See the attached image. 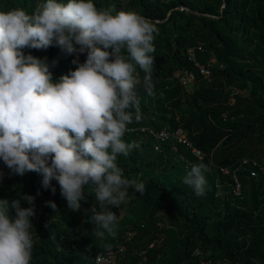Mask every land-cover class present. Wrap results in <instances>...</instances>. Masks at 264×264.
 I'll use <instances>...</instances> for the list:
<instances>
[{
	"label": "trees",
	"instance_id": "16d2710c",
	"mask_svg": "<svg viewBox=\"0 0 264 264\" xmlns=\"http://www.w3.org/2000/svg\"><path fill=\"white\" fill-rule=\"evenodd\" d=\"M222 1L221 10L207 4L205 8L208 10L197 14V8L186 0H174L167 8L158 0H135L139 15L151 21L158 33H154L155 52L151 54L154 57L151 73L154 94L148 95L145 73L137 66L136 76L140 82L136 85V93L142 119L139 122L133 119L127 128L157 132L164 128L172 132L182 128L189 133L193 148L201 151L204 158L198 159L192 149L175 141L173 144L171 140L163 142L162 151L156 150L152 141L148 142V149L143 150L146 144L143 143L141 148L135 138L140 133H125L123 140L139 147L129 153L130 161L124 162L121 154L116 163L124 170L126 178L143 182L145 192L141 195L132 188L128 189L126 203L112 209L117 215L116 236L105 232L103 239L95 235V225L89 220L93 204L98 208L93 186H85L86 201H81V209L76 212L68 207L55 180L52 181L56 187L54 196L50 189L42 187L40 175L25 173L27 185L11 188V201L21 199L25 194L35 197V216L31 218L33 227L30 229L32 264H95L98 255L107 257L121 247H128V237L132 234H136L133 239H144L138 244L137 253L124 264H139L142 257L151 264L159 253L164 252L149 249L161 231L159 224L163 220L160 214L173 223L181 222L187 233L181 243L183 251L176 253L174 264H264V233H250L253 229L264 228V175L255 182L250 172L238 171L236 175L242 186L240 196H230L227 200L217 196L218 184L229 182L231 185V176L244 159H252L260 165L264 160L261 156L264 154V69L256 68L255 62L241 61V57L247 56L261 57L259 62H264V0ZM183 6L187 12L182 10ZM208 14L211 16L207 17ZM200 47L206 53L199 51ZM59 49L56 46L44 49V58L50 60ZM189 49L195 50L200 63L207 64L214 59L217 66L211 69L213 81L200 78L194 92L185 94L175 74L195 69L188 60ZM23 51L25 55H40L31 48ZM75 59V53L67 54L53 73V81L75 70L77 65L72 62ZM78 59L83 63L86 53L79 54ZM165 67L168 70L163 74ZM254 70L258 74L253 77L250 71ZM227 87L245 91L250 100L243 105L226 104L223 91L227 98L231 94L226 91ZM184 106L186 110L182 119L174 113L169 115L171 110H181ZM175 145L177 151L173 150ZM220 148L221 155L216 161L219 171L209 173L208 169L204 173L205 176L209 174L210 181L205 186L204 195L197 196L190 186L184 184V178L193 164L204 163L209 168L210 155ZM178 160L183 163L173 166L166 174ZM0 164L4 165L2 160ZM247 167L251 171V166ZM222 168L229 169L230 175L223 174ZM10 180L0 185V197L9 201ZM247 180H251L250 196L245 194ZM49 200L55 202L56 210L45 205ZM248 203L249 209L239 206ZM21 206L29 205L21 199ZM213 207L225 209L221 219L212 220ZM121 212L124 216L119 218ZM106 244L111 245L110 252L105 249ZM196 251H199L198 255H195Z\"/></svg>",
	"mask_w": 264,
	"mask_h": 264
},
{
	"label": "clouds",
	"instance_id": "9594fccd",
	"mask_svg": "<svg viewBox=\"0 0 264 264\" xmlns=\"http://www.w3.org/2000/svg\"><path fill=\"white\" fill-rule=\"evenodd\" d=\"M154 33L157 27L138 13L113 14L93 0H46L31 14L0 10V160L10 175L37 173L53 195L55 180L72 211H80L85 186H93L98 208L93 204L89 220L101 239L105 232L116 236L112 209L126 202L128 189L145 192V184L126 178L116 161L139 147L123 137L133 119H142L137 66L148 95L154 94ZM50 46L77 55L75 70L55 81L47 58L23 51ZM207 171L206 164H193L184 178L197 196L205 193ZM21 199H0V264H31L35 197ZM45 205L57 209L54 201Z\"/></svg>",
	"mask_w": 264,
	"mask_h": 264
},
{
	"label": "rangeland",
	"instance_id": "374dc122",
	"mask_svg": "<svg viewBox=\"0 0 264 264\" xmlns=\"http://www.w3.org/2000/svg\"><path fill=\"white\" fill-rule=\"evenodd\" d=\"M173 1L174 0H158V3L167 8L172 4ZM44 2H46V0H13V1L2 0V2L0 3V10L7 11V10H10L13 8H23L26 12H27V9H29V14H31L34 11V9L37 7L38 4H41ZM58 2L66 3L67 0H58ZM93 2L98 9H111L113 14H115L116 12L121 11V10L126 11V12H135V13L139 14L138 7L136 6L135 0H93ZM186 2L188 4H190L192 7L197 8V10H198L197 14H200V12L203 13L205 10H208L205 8V6L207 4L212 5L218 11L221 10V8H223L222 4H224V1H222V0H186ZM5 6H6V9H4ZM182 10L185 12L188 11V9L185 8V6L182 7ZM210 16L211 15H209V14L207 15V17H210ZM35 50L37 51V53L40 54L39 56H36V57H38L40 59H44V57H45V54L43 53L44 49H35ZM260 59H261V57H256V58H249L247 56L241 57L242 62H246L247 64H252L253 62H255L256 68L264 69V62L260 63L259 62ZM214 65L217 66V62L214 63ZM167 70H168V68L165 67L163 74H166ZM250 74H251V76L254 77V76H257L258 73L254 70V71H250ZM136 75H137V73H136ZM226 91L233 92L231 90V88H229V87L226 88ZM223 93L226 97V104L230 103V97L228 96V98H227V94L224 91H223ZM247 94L248 93H246L245 91H242V93H239L238 95H234L233 99H235V104L233 106H236V103L237 104L241 103L242 105L244 103H247L250 100V95L247 96ZM230 96H231V94H230ZM244 98L247 99L246 102H245ZM185 110H186V106L182 107L181 110H171L169 112V115H171V113H174V114H176V116L178 118L182 119L183 116H185V113H184ZM151 130L154 132L153 135H151V136L144 135V134L140 133V134H137V136L135 137V138H137V140H139L140 147L143 148L142 144L144 143L146 145L144 146L143 150H146V148L148 149V147H147L148 142L152 141L153 145L156 147V150H159V151L164 150V146H162L163 142H160L155 137V133H157V131L153 130V129H151ZM171 141L174 144V140H171ZM177 149H178V146L175 145L173 150L177 151ZM263 150H264V145H263ZM220 155H221V148L210 155L209 163L212 166L210 165V167L208 168L209 173L219 171L216 161L219 160ZM261 156L264 157V154ZM122 160L124 162H128L131 160V157H130V155H127V156H124ZM182 163H183V160L182 161H180V160L175 161L171 165V167L166 171V174L172 170L173 166L180 165ZM261 165L264 166V160H263ZM205 177H206L207 184H208L210 181L209 174H207V176H205ZM10 178H11L10 187L7 189V191H8V197L10 198V202H11V197L13 195V193L11 192V188H13L14 186L18 187L19 185L21 187H25L27 185V183H25L24 175L20 176V178H18L17 175H12ZM259 178H260V176L255 178L256 179L255 182H258L260 180ZM245 184H246L245 185V194L247 196H250L251 180H247ZM234 195L235 194L233 193L232 187H231L229 182L218 184L217 196H219L221 199L227 200L230 196H234ZM0 199H3V198L0 197ZM239 206L244 208V209H249V203L248 204H240ZM224 210H225L224 208L220 209L217 207H213L211 209L212 220L221 219L224 215ZM123 216H124V212H121L119 218H122ZM160 217L163 220V222L159 224L161 231L157 235L158 237L149 246V249L154 250V251L164 250V252L159 253L157 255V258L155 259V261L151 264H174V258H175L176 253L183 251V246L181 245V243L185 241L187 233L184 230V228L182 227L181 222L173 223L168 217H166L162 214H160ZM257 232L264 233V228H261L259 230L253 229V230H251L250 233L255 234ZM135 236H136V234H132V235H130V237H128V242H129L128 247H121L117 253H110V255H112L111 260H108V256L107 257L102 256V258H104V259H101V261H99V264H124V263L129 262L132 259V256L137 253L138 244L140 243L141 240L144 239L143 237H140L139 239L138 238L133 239ZM246 239H249V237H247ZM141 254L144 256L145 253L142 252ZM198 254H199V251H196L195 255H198ZM95 264H98L97 258L95 259ZM139 264H148L147 259L145 257H142V261ZM207 264H212V263L208 262ZM216 264H221V262H217Z\"/></svg>",
	"mask_w": 264,
	"mask_h": 264
},
{
	"label": "built area",
	"instance_id": "2783aa9c",
	"mask_svg": "<svg viewBox=\"0 0 264 264\" xmlns=\"http://www.w3.org/2000/svg\"><path fill=\"white\" fill-rule=\"evenodd\" d=\"M199 51L206 53L205 49L202 47L199 48ZM188 60L191 62L194 66V70H181L175 74V77L179 80V83L184 91L185 94H191L194 92V89L197 87L198 80L201 78L203 80H206L208 82L213 81V76L211 69L214 66V63L216 62L214 59H210L207 64L200 63L197 60V55L194 49L188 50ZM233 92H231L230 96V105L233 106L235 104V99H233L234 95H238L239 93H242V91L231 88ZM226 117V115H224ZM142 133L146 135H153V131L151 129H139V130H127L126 133ZM155 137L160 142H167L170 140H174L175 142L179 144L185 145L187 148L192 149L193 154L200 160L204 158V154L199 151L196 148H193L189 133L185 131L182 128L177 129L176 131L172 132L168 130L167 128L155 133ZM247 166H251V171L248 169ZM243 170L244 172H250V177L255 179L259 177L260 175H264V166L260 165L258 162L252 160V159H244L238 168H236L234 174L232 175L233 183L231 184L232 191L236 196H240L242 191L241 183L238 181L236 173L238 171ZM10 170L0 164V173H2V176H0V185L4 183L7 179H9L12 175L9 174ZM221 172L230 175V171L227 168H222ZM108 260L112 259V255L108 254ZM100 261L102 258V255H100ZM211 263V262H210Z\"/></svg>",
	"mask_w": 264,
	"mask_h": 264
},
{
	"label": "water",
	"instance_id": "95a60500",
	"mask_svg": "<svg viewBox=\"0 0 264 264\" xmlns=\"http://www.w3.org/2000/svg\"><path fill=\"white\" fill-rule=\"evenodd\" d=\"M67 53L59 49V52L52 57L50 60L46 61L49 66V71L53 74L59 64L63 62V60L66 58ZM35 57V56H34ZM38 58V57H37Z\"/></svg>",
	"mask_w": 264,
	"mask_h": 264
}]
</instances>
